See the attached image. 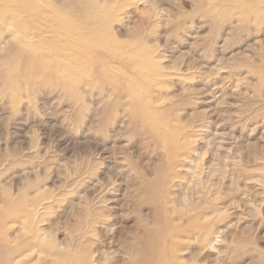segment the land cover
<instances>
[{
    "label": "rangeland",
    "instance_id": "1",
    "mask_svg": "<svg viewBox=\"0 0 264 264\" xmlns=\"http://www.w3.org/2000/svg\"><path fill=\"white\" fill-rule=\"evenodd\" d=\"M148 5L0 0V243L19 238L17 264H155V244L163 264H264V0Z\"/></svg>",
    "mask_w": 264,
    "mask_h": 264
},
{
    "label": "bare ground",
    "instance_id": "2",
    "mask_svg": "<svg viewBox=\"0 0 264 264\" xmlns=\"http://www.w3.org/2000/svg\"><path fill=\"white\" fill-rule=\"evenodd\" d=\"M147 2H148V6L149 7H151V6H154V5H156V3H158V0H147ZM159 2H160V0H159ZM147 4V3H146ZM242 8V7H241ZM156 9H158V8H156ZM155 9V10H156ZM148 10H150L151 11V8L149 9L148 8ZM159 10V9H158ZM160 11V10H159ZM159 11H158V13H159ZM167 12H168V10H167ZM39 16H42V15H39ZM114 17V19L117 17V14H114L113 15ZM107 19V18H106ZM114 19H112V20H114ZM111 20V21H112ZM95 21V20H94ZM135 22H137V19H136V21ZM138 23V22H137ZM82 27V26H81ZM92 27V26H91ZM134 27H136V26H134ZM132 29H133V27H131ZM79 29V28H78ZM96 29V28H95ZM80 30V29H79ZM39 33H40V31H39ZM101 33V32H100ZM37 35H39V34H37ZM40 36V35H39ZM37 37V36H36ZM43 38V37H42ZM79 38V37H78ZM40 40V39H39ZM42 40V39H41ZM45 40V39H44ZM52 40H54V39H52ZM70 40V39H69ZM43 41V40H42ZM55 41V40H54ZM97 41V40H96ZM71 42H73V41H71ZM46 43H47V41H46ZM70 43V42H69ZM71 44V43H70ZM75 44V43H74ZM67 45V44H66ZM8 46H10V44L8 45ZM65 46V45H64ZM85 46V45H84ZM104 46V45H103ZM66 47V46H65ZM64 47V48H65ZM68 47V46H67ZM71 47V46H70ZM90 47V46H89ZM95 47V46H94ZM74 48V47H73ZM78 49V48H77ZM15 50V49H14ZM44 50V49H43ZM71 50V49H70ZM76 50V49H75ZM112 51V50H111ZM114 52V51H113ZM27 53V52H26ZM69 53V52H68ZM70 54V53H69ZM69 54L67 55L68 57H70L69 56ZM112 54V53H111ZM62 55H64V54H62ZM73 54H71V56H72ZM108 55V54H107ZM122 55V54H121ZM75 56V54L73 55V57ZM86 56V55H85ZM119 56V55H118ZM66 58V59H69V58ZM115 57V56H114ZM44 58H46V57H44ZM101 58V57H100ZM105 58V57H104ZM103 58V59H104ZM65 59V60H66ZM114 58H112V60H113ZM71 63V62H70ZM76 64V63H75ZM206 72V71H205ZM154 74V73H153ZM204 93V92H203ZM252 145V144H251ZM249 161V160H248ZM196 163H194V164H192V166L191 167H196V165H195ZM191 165V164H190ZM209 167H210V169H209V172H210V174L213 172V169H212V166H211V164L209 165ZM190 169V168H189ZM190 170H192V169H190ZM209 175V174H208ZM208 178V177H207ZM208 180V179H207ZM202 182H203V179H202ZM206 183V182H205ZM192 184V183H191ZM28 185V184H27ZM190 185V184H189ZM186 186V185H185ZM27 187V186H26ZM194 187V186H193ZM25 188V187H24ZM187 188V187H186ZM189 188V187H188ZM192 188V187H191ZM190 188V189H191ZM27 189V188H26ZM188 190V189H187ZM189 191V190H188ZM194 191V190H193ZM177 193V192H176ZM179 193H180V191H179ZM190 193H191V191H190ZM194 194V193H193ZM179 195V194H178ZM20 196V195H19ZM180 196H181V193H180ZM21 197H22V193H21ZM20 197V198H21ZM177 199V198H176ZM181 199H182V201H184V203L185 202H187L188 200V193H187V191H185L184 193H183V196L181 197ZM20 200V199H19ZM18 199L17 200H14V199H12L11 197H7L6 198V201H7V203H9V204H15L16 203V201H19ZM178 201V200H177ZM23 202V201H22ZM18 204H19V202H17ZM24 203V202H23ZM8 204V205H9ZM23 205V204H22ZM10 206V205H9ZM14 206V205H13ZM13 206H10V207H13ZM20 206V205H19ZM39 206L40 207H38V209H36L35 211H34V214L36 213L37 214V212H38V210L39 209H44L45 208V206H43V204H39ZM7 207V206H6ZM10 207H7V208H10ZM23 208H25L26 206H22ZM37 207V206H36ZM15 208V207H14ZM21 208V207H20ZM11 209V208H10ZM5 210H7V209H5ZM4 210V211H5ZM12 210V209H11ZM10 210V211H11ZM8 212V211H7ZM222 212V211H221ZM13 213V212H12ZM39 217V215H37V218ZM41 219H42V217H41ZM41 219H39L38 221H37V227H36V237L38 238V239H41V240H44V238L46 237V236H48V234H50V229H48L49 227H47V228H43V227H41L42 225H38L39 223L38 222H41L42 220ZM213 233H217V232H213ZM219 234H221V236H222V234H223V232H218ZM226 233V232H225ZM82 234V233H81ZM204 234V233H203ZM209 235V234H208ZM213 235H215V234H213ZM167 236V235H166ZM36 237H35V239H36ZM219 237H220V235H217L216 234V236H213L212 238H206V245H208L209 247H211V248H214L213 247V245H215L218 241H220L219 240ZM19 238L17 237V239L13 242V243H10V242H8V241H4V242H1L0 243V264H14V263H18V259H17V256L18 255H16V253H18V251L20 250V252L22 251V243L19 245L20 246V248L21 249H19L18 248V244H19V240H18ZM34 239V240H35ZM73 239V238H72ZM2 241V240H1ZM31 241V240H30ZM26 242H24V244H25ZM47 243H49L48 241H47ZM81 243V242H80ZM205 243V242H204ZM36 244V243H35ZM39 244V243H38ZM43 244L44 245H46V243H45V241H43ZM41 246H42V244H40ZM43 245V246H44ZM24 246L25 245H23V248H24ZM40 246V247H41ZM54 246H55V242L54 241H52V243L50 242L49 244H48V247L49 248H54ZM153 250L151 251L150 249L148 250L149 252H147L148 253V255H149V257L151 256V253H153V261L155 260V258L157 259V260H159L157 263H155V264H163L162 262H160V258H161V250H163L162 249V247H160V246H158L157 244H155V245H153ZM19 249V250H18ZM39 249V248H38ZM25 250V249H24ZM76 250H66V251H56V253L54 254H51L49 257H53L52 258V260H51V262H50V264H66V263H71V262H73L74 260H75V258L77 257V254H76V252H75ZM102 252V251H101ZM101 252H98V248L97 249H94L93 250V252L91 253V256L93 257V261H99V255L100 254H102ZM41 253H42V251H41ZM29 257V256H28ZM40 257V256H39ZM101 258H102V256H101ZM91 259V258H90ZM148 259V258H147ZM15 260H17L16 262H15ZM81 260V259H80ZM33 263V262H32ZM47 263V262H46ZM37 264H41V262H37ZM141 264H149V262H147L146 261V259H144V260H142L141 261ZM151 264H153V263H151Z\"/></svg>",
    "mask_w": 264,
    "mask_h": 264
}]
</instances>
